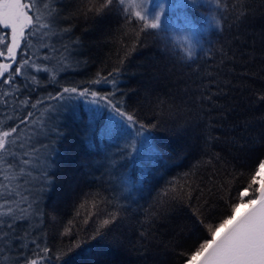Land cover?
<instances>
[{"label": "trees", "instance_id": "trees-1", "mask_svg": "<svg viewBox=\"0 0 264 264\" xmlns=\"http://www.w3.org/2000/svg\"><path fill=\"white\" fill-rule=\"evenodd\" d=\"M46 2L56 35L33 42L28 54L49 56L51 74L25 72L16 86L0 84V96L8 93L0 130L29 111L36 121L24 129L36 156L19 191L39 210L16 228L18 243L10 235L0 245V264L35 258L33 239L50 249L47 264H184L207 238L193 210L205 223L224 215L264 158V0H224L210 50L194 62L163 49L153 30L140 32L138 20L96 12L103 0ZM98 73H113L116 87L91 83ZM73 87L111 93L135 115L133 135L101 136L109 110L91 121V95L62 92ZM57 92L65 98L49 99ZM112 213L117 219L100 239V221Z\"/></svg>", "mask_w": 264, "mask_h": 264}, {"label": "snow or ice", "instance_id": "snow-or-ice-1", "mask_svg": "<svg viewBox=\"0 0 264 264\" xmlns=\"http://www.w3.org/2000/svg\"><path fill=\"white\" fill-rule=\"evenodd\" d=\"M207 0H190L193 8L203 6ZM43 5V10L40 5ZM216 10L221 8L220 0H215ZM144 0H103L96 12L117 11L121 12L126 22L135 23L140 21L145 30L164 31L163 21L159 12L151 9L141 11ZM56 22L55 8H49L46 0H0V84L6 87L17 85V78L25 72L49 73L44 61H49V56L44 55L33 58L28 53L31 51L33 42L42 41L44 38L56 35L54 26ZM219 27L220 20L214 16L209 24ZM10 30V34H9ZM67 32V29L62 30ZM195 31V28H193ZM140 32L136 35L139 36ZM161 39L168 41L171 38L167 35ZM41 48H48V45L40 43ZM68 52L67 45L64 46ZM183 57L194 62L193 57L198 53L193 47H182ZM23 52V57L20 56ZM130 54V53H128ZM18 57H20L18 59ZM62 59L67 61L69 56L62 54ZM6 61V62H5ZM124 61L121 60V63ZM118 69H114V72ZM31 75L32 81H37V75ZM91 81L94 84H111L116 87V79L113 73L107 76H99ZM28 87V85H24ZM63 93L75 94L78 97H92L88 112L91 113L90 120L95 122L98 116L109 110L108 119L101 131V136L112 138L124 133L133 135V129L138 121L134 114L122 111L121 106L114 103L111 93L101 95L97 91L84 89L78 91L77 88H63ZM61 92L56 93V97L49 99H64ZM264 99V97H262ZM8 93L0 96V102L7 105ZM101 102L103 106L101 107ZM21 103L29 104L25 99ZM37 101L31 105L36 108ZM33 113L27 112L19 123L7 126V130H0V245L7 247L9 236L13 237V243H18L16 228L19 224L29 222L31 217H35L39 210H33L32 202L19 191V185L24 180L25 169L29 168L36 156V149L24 140V129L36 123L32 119ZM154 127V126H153ZM145 126L140 125V130L135 131V137H141ZM52 133L59 135L55 128L49 129ZM94 134V133H93ZM144 137V136H143ZM30 139V137H29ZM143 139L141 140V142ZM29 151H25V148ZM15 149V151H10ZM19 152V158L16 156ZM159 156V153H156ZM47 159V157H45ZM264 158H258L254 169L251 170L250 179L242 186L235 198L229 197L231 203L225 209L224 215L213 218L205 223L206 216L198 214V210H193V215L206 232L207 238L203 239L193 251L185 254L184 264H264ZM12 180H16L17 187H11ZM7 181V183H5ZM258 184L259 187L255 185ZM41 223L43 214L40 213ZM117 219L115 213L110 214V218L100 221L96 235L103 239L100 229L113 223ZM87 223V221H85ZM68 229L65 228V233ZM29 235L26 231L25 236ZM31 244L35 246L36 257L29 259L21 257L26 264H47L50 249L47 246L41 247L38 239H33Z\"/></svg>", "mask_w": 264, "mask_h": 264}, {"label": "rangeland", "instance_id": "rangeland-1", "mask_svg": "<svg viewBox=\"0 0 264 264\" xmlns=\"http://www.w3.org/2000/svg\"><path fill=\"white\" fill-rule=\"evenodd\" d=\"M220 2L222 8L224 0ZM221 8L219 11L216 10L215 0H207L203 6L197 8L191 6L190 0H144V6L140 10L151 9L153 12L160 13L164 31H153L159 37L161 47L182 60H188L182 58L184 55L180 50L182 47H193L198 53L196 56L207 54L210 50L213 36L220 26L209 27V24L214 16L220 20ZM163 35L171 39L164 41L161 39ZM261 175L264 176V172Z\"/></svg>", "mask_w": 264, "mask_h": 264}]
</instances>
